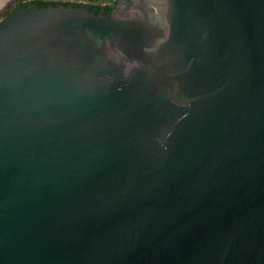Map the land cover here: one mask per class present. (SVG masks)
Here are the masks:
<instances>
[{
    "label": "water",
    "instance_id": "water-1",
    "mask_svg": "<svg viewBox=\"0 0 264 264\" xmlns=\"http://www.w3.org/2000/svg\"><path fill=\"white\" fill-rule=\"evenodd\" d=\"M0 264H264V0L0 22Z\"/></svg>",
    "mask_w": 264,
    "mask_h": 264
},
{
    "label": "trees",
    "instance_id": "trees-1",
    "mask_svg": "<svg viewBox=\"0 0 264 264\" xmlns=\"http://www.w3.org/2000/svg\"><path fill=\"white\" fill-rule=\"evenodd\" d=\"M84 1H87L88 2L87 4L91 5L94 8L96 13H98L102 7H104V9L108 13H110L112 11V8H113L112 5L116 2V0H111L110 3H105L104 1H106V0H84ZM31 2L37 3L39 7H45L49 4H52L54 6L58 5V4L66 5L71 1L70 0H62L61 2L59 0H27L24 2L19 1L16 5H14V6L10 5L8 7V9L10 8V10L5 12L3 20L6 19L10 14H12L18 7L25 6L26 4L31 3ZM73 3L77 7L83 2L73 1Z\"/></svg>",
    "mask_w": 264,
    "mask_h": 264
},
{
    "label": "flooded vegetation",
    "instance_id": "flooded-vegetation-1",
    "mask_svg": "<svg viewBox=\"0 0 264 264\" xmlns=\"http://www.w3.org/2000/svg\"><path fill=\"white\" fill-rule=\"evenodd\" d=\"M19 1H27V0H5L4 1V3L1 5V6H4V8H3V11L0 13V22H2L3 21V18H4V14H5V12L6 11H8V10H10V8L8 9V7L11 5V6H14V5H16ZM60 2L62 1V0H59ZM118 1L119 0H116V2L112 5L113 6V8H112V10L115 8V6L117 5V3H118ZM71 2H73V1H71ZM32 3V2H31ZM89 5V4H88ZM1 6H0V8H1ZM89 6H91V5H89ZM92 7V6H91ZM102 8H104V7H102ZM101 8V9H102Z\"/></svg>",
    "mask_w": 264,
    "mask_h": 264
},
{
    "label": "rangeland",
    "instance_id": "rangeland-1",
    "mask_svg": "<svg viewBox=\"0 0 264 264\" xmlns=\"http://www.w3.org/2000/svg\"><path fill=\"white\" fill-rule=\"evenodd\" d=\"M14 1V0H13ZM70 1H80V2H85V3H88L87 1H84V0H70ZM111 0H106L104 1L105 3H110ZM3 8L4 6H1L0 8V13L3 11Z\"/></svg>",
    "mask_w": 264,
    "mask_h": 264
},
{
    "label": "bare ground",
    "instance_id": "bare-ground-1",
    "mask_svg": "<svg viewBox=\"0 0 264 264\" xmlns=\"http://www.w3.org/2000/svg\"><path fill=\"white\" fill-rule=\"evenodd\" d=\"M4 1H5V0H0V4H1V3L3 4ZM2 4H1V5H2ZM1 5H0V6H1Z\"/></svg>",
    "mask_w": 264,
    "mask_h": 264
}]
</instances>
